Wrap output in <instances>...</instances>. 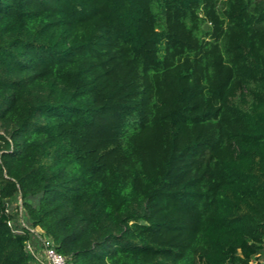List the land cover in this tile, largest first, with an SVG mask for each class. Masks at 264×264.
I'll return each instance as SVG.
<instances>
[{
	"label": "trees",
	"instance_id": "1",
	"mask_svg": "<svg viewBox=\"0 0 264 264\" xmlns=\"http://www.w3.org/2000/svg\"><path fill=\"white\" fill-rule=\"evenodd\" d=\"M0 130V264H249L264 0H0Z\"/></svg>",
	"mask_w": 264,
	"mask_h": 264
},
{
	"label": "built area",
	"instance_id": "2",
	"mask_svg": "<svg viewBox=\"0 0 264 264\" xmlns=\"http://www.w3.org/2000/svg\"><path fill=\"white\" fill-rule=\"evenodd\" d=\"M16 211L20 216V226H15L12 219L8 220V225L14 233H25L28 231L33 239H28L25 242V249L34 258V264H67L68 258L56 249L54 239L46 233L40 226H30L23 219V203L20 198L16 203ZM11 208L7 205L6 212L9 213ZM261 254H257L249 264H260L264 260L259 259Z\"/></svg>",
	"mask_w": 264,
	"mask_h": 264
},
{
	"label": "rangeland",
	"instance_id": "3",
	"mask_svg": "<svg viewBox=\"0 0 264 264\" xmlns=\"http://www.w3.org/2000/svg\"><path fill=\"white\" fill-rule=\"evenodd\" d=\"M2 131V130H0ZM259 259L264 260V254L259 257ZM197 264H204L201 259L198 260Z\"/></svg>",
	"mask_w": 264,
	"mask_h": 264
},
{
	"label": "water",
	"instance_id": "4",
	"mask_svg": "<svg viewBox=\"0 0 264 264\" xmlns=\"http://www.w3.org/2000/svg\"><path fill=\"white\" fill-rule=\"evenodd\" d=\"M204 28H205L206 30H208V29H209V23H205Z\"/></svg>",
	"mask_w": 264,
	"mask_h": 264
}]
</instances>
